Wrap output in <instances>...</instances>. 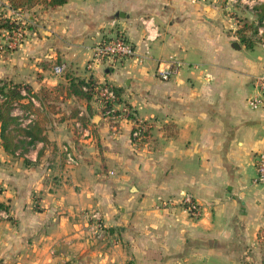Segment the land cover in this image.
Returning a JSON list of instances; mask_svg holds the SVG:
<instances>
[{
  "label": "crops",
  "instance_id": "1",
  "mask_svg": "<svg viewBox=\"0 0 264 264\" xmlns=\"http://www.w3.org/2000/svg\"><path fill=\"white\" fill-rule=\"evenodd\" d=\"M8 7L0 0V12ZM231 8L68 0L24 12L32 25L18 48L0 52V83L36 95L22 100L33 103L32 122L19 107L15 116L21 127L36 122L46 141L17 136L11 152L0 139V264H264V184L254 181L264 107L249 105L264 72V29L247 47ZM118 29L133 57L87 69L93 44ZM168 61L179 67L162 80ZM58 63L115 87L119 104L148 125L144 139L133 142L131 121L109 118L95 98H44L43 89L68 83L53 73ZM93 211L99 232L82 219Z\"/></svg>",
  "mask_w": 264,
  "mask_h": 264
},
{
  "label": "built area",
  "instance_id": "2",
  "mask_svg": "<svg viewBox=\"0 0 264 264\" xmlns=\"http://www.w3.org/2000/svg\"><path fill=\"white\" fill-rule=\"evenodd\" d=\"M8 21L11 27L0 28V52L8 53L18 48L26 40V24L27 19L24 13L10 9L0 12V22ZM264 27L258 28V34L262 35ZM8 49V50H7ZM135 54V47L132 41L128 38L126 32L122 29L115 30L113 33L101 36L91 47V56L86 63L87 69H93L98 65H106L114 67L115 65L121 64L124 60H128ZM162 69H158L157 76L162 80H168L179 67V63L176 61H168L165 63ZM67 72V65L65 63H58L53 66V73L58 76H63ZM96 87L97 99H104L110 103H113L111 110L106 111L105 115L113 120L126 119L131 121L133 130L131 137L135 143H140L146 136L148 125L139 120H130L129 115L133 112L130 107L125 104H119L117 102V96L113 90V86L106 82L99 83ZM258 92L249 98V105L253 109L264 107V72L257 79ZM25 93V92H23ZM33 100V98H32ZM121 105L120 114L110 115V112L115 111V105ZM17 110L12 112L15 115ZM33 115L30 113L26 114V119L23 121L28 124L32 122ZM67 160L70 164H76V159L72 154H67ZM256 175L254 181L259 184H264V151L257 153L255 158ZM186 210L193 216L199 215V207L192 200L185 199ZM163 205H166L163 202ZM96 218V223L100 218ZM103 225L96 224V229L103 228Z\"/></svg>",
  "mask_w": 264,
  "mask_h": 264
},
{
  "label": "trees",
  "instance_id": "3",
  "mask_svg": "<svg viewBox=\"0 0 264 264\" xmlns=\"http://www.w3.org/2000/svg\"><path fill=\"white\" fill-rule=\"evenodd\" d=\"M8 6L10 9H13L18 12L24 13L25 11L30 10L36 5H43L45 7L53 8L58 5H62L66 3L68 0H7ZM257 11V20L255 23L249 22L245 18L238 17V21L240 22V27L238 29V33L245 42L247 47H251L253 45V40L259 41L261 37L258 36V28L264 27V1L259 4L258 7H254ZM2 27H11V24L8 21L0 22V28ZM30 28V27H27ZM8 50V49H7ZM66 78L68 80L67 85H58L52 89H43L41 91V95L46 98L48 101L56 100L59 96H79L90 100L91 98H95L98 101L101 111L105 114L106 111H109L113 107V103H110L104 99H97L96 97V87L99 86V82L93 78V76H89L86 79L80 77H74L65 73ZM115 95L117 96V102L120 103V95L118 90L115 87H112ZM25 92V93H23ZM36 96L31 89L21 83H0V139L1 144L7 151H13L15 148L19 146L17 142V136H24L28 140L26 142L27 145H33L37 141H46L44 135H42L41 128L33 122L32 124L21 127L20 126V118L12 114V112L19 107L20 110L31 113L32 101L28 100V102H23L22 100L25 97ZM132 109V107L128 104H125ZM131 115L128 116L130 120H137L135 116V111L132 109ZM120 114V110H115L110 112V115ZM133 130V128H132ZM1 191V188H0ZM0 210H7V205L0 202Z\"/></svg>",
  "mask_w": 264,
  "mask_h": 264
},
{
  "label": "rangeland",
  "instance_id": "4",
  "mask_svg": "<svg viewBox=\"0 0 264 264\" xmlns=\"http://www.w3.org/2000/svg\"><path fill=\"white\" fill-rule=\"evenodd\" d=\"M263 1L264 0H222V4H223L224 7H226V6L234 7V8H231V9H235V10H233L234 13L237 14L241 18H244V17H247V16L249 18L251 16L255 17L254 18L255 19L254 21L252 20V18H250L249 20H248V18H245L249 22L255 23L256 20H257V16H256L257 11L254 9V7H258L259 4L262 3ZM29 13H31V12H29ZM35 13L36 12H34L33 14L35 15ZM249 14H250V16H249ZM26 19H27V23H29V18H27V16H26ZM30 25H32V24H30ZM30 25L29 24L28 25L26 24V27H29ZM26 37H27V30H26ZM256 38H257V36H256ZM5 53L6 52H4V54ZM147 130H148V127H147ZM132 141H133V139H132ZM82 216H83L82 219L85 222H87V225L88 226H94V225L96 226V224H99V223H100V225H103L104 224V222L102 220L103 219L102 216L99 215L96 211L83 213ZM93 216L100 218V220L98 221V223H96V218H93ZM93 229L96 232H99V231H101V230L104 229V226L101 229H96L95 227H93Z\"/></svg>",
  "mask_w": 264,
  "mask_h": 264
},
{
  "label": "water",
  "instance_id": "5",
  "mask_svg": "<svg viewBox=\"0 0 264 264\" xmlns=\"http://www.w3.org/2000/svg\"><path fill=\"white\" fill-rule=\"evenodd\" d=\"M123 16V15H122Z\"/></svg>",
  "mask_w": 264,
  "mask_h": 264
}]
</instances>
